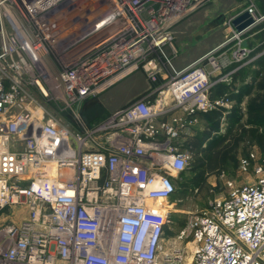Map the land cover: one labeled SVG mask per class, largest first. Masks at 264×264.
<instances>
[{"label":"built area","instance_id":"obj_1","mask_svg":"<svg viewBox=\"0 0 264 264\" xmlns=\"http://www.w3.org/2000/svg\"><path fill=\"white\" fill-rule=\"evenodd\" d=\"M213 1L0 0V264H264V153L185 227L166 207L202 114L232 109L235 75L264 55V0H240L230 35L175 65L173 29ZM139 70L145 93L82 123L76 105Z\"/></svg>","mask_w":264,"mask_h":264},{"label":"rangeland","instance_id":"obj_2","mask_svg":"<svg viewBox=\"0 0 264 264\" xmlns=\"http://www.w3.org/2000/svg\"><path fill=\"white\" fill-rule=\"evenodd\" d=\"M239 2L240 0L213 1L194 13L189 20L178 24L173 29V42L177 50L175 65L193 61L230 35L231 30L222 21L201 37H195L194 34L210 20L235 12L239 8ZM256 52L258 50L253 54ZM255 61L252 63L253 69L260 70L257 80L251 76L244 81L240 77L236 78L234 89H238V92L234 91L232 95L235 101L233 108L228 112L215 113L213 126L203 118L201 124L193 131V135L198 133L201 136L200 139L192 136L188 140L187 145L191 149L192 157L185 173L175 176L177 191L166 203L173 228L185 227L193 215L208 208L215 198L225 196L228 192L225 185L227 179L245 182L250 180V175L243 176L239 173L240 158L250 151L264 153V111L253 115L255 110H259L260 103L264 107V65H255ZM247 82L254 88L250 93L244 92L237 96L241 85ZM151 85L143 71H136L135 75L129 76L94 98V103L99 109L96 118L106 119L113 112L139 98ZM80 106L81 102L76 105L78 111ZM65 112H60V115L70 122ZM255 119H259V122L253 121ZM9 213L11 212L5 211L1 219ZM24 214L23 212L22 215ZM10 216L14 217L13 214ZM166 233L168 238L175 231L167 228Z\"/></svg>","mask_w":264,"mask_h":264},{"label":"trees","instance_id":"obj_3","mask_svg":"<svg viewBox=\"0 0 264 264\" xmlns=\"http://www.w3.org/2000/svg\"><path fill=\"white\" fill-rule=\"evenodd\" d=\"M264 9V7H263ZM258 39L261 41L264 39V32H261L258 36ZM252 44H255V42L253 41ZM262 47H264V45H262L261 47H259L258 49H261ZM258 64H260V66L264 65V55L261 56L260 58L257 59L256 61ZM260 73V70H254L252 65H248L246 67H243L241 70H239V72L235 75V79L236 78H241L243 81L246 80L248 78V76H251L252 79H255L257 80V77ZM246 78V79H245ZM251 80V79H250ZM249 80V81H250ZM248 81V80H247ZM158 83H154L153 86L157 85ZM254 88V86L250 83H246L244 85H241L240 89H239V94H237V96H240L241 93H250L251 90ZM225 92H231V87L228 86L226 83H219L215 86V90H214V95L215 96H219ZM98 97L97 96H92V97H87L85 98L82 102H81V106L79 107V114H80V117H81V120H82V123L86 126H92L96 123H99L101 121H103L104 119H97L96 117V114L98 113L97 110H99L96 105V103H94L95 99ZM238 108V107H237ZM264 107H262V103H260V106H259V110H255L253 112V115L256 113V114H259V113H262L264 111V109H262ZM215 113H219V111H214V112H210V113H206V114H202V118L205 119V121L213 126L215 125V118L213 117L215 115ZM65 114L68 116V118L73 122V124L75 125V127L77 128H80L81 126L79 125V123L77 122L74 114L71 112V111H66ZM111 115V114H110ZM212 116V117H211ZM95 117V118H94ZM97 119V120H96ZM255 121L256 123L259 122V119H255L253 120ZM193 137L197 138V139H200V135L197 134H194ZM201 142V140H200ZM199 144V142H197ZM249 153V152H248ZM246 153V154H248ZM186 169L183 170L180 175L182 176L184 173H185ZM173 181H174V184H175V192L173 193V195L176 193L177 191V185H176V178H173ZM172 195V197H173ZM171 197V198H172Z\"/></svg>","mask_w":264,"mask_h":264},{"label":"water","instance_id":"obj_4","mask_svg":"<svg viewBox=\"0 0 264 264\" xmlns=\"http://www.w3.org/2000/svg\"><path fill=\"white\" fill-rule=\"evenodd\" d=\"M223 19H224V17H222L220 15V16L216 17L214 20H212V21L204 24L194 34L195 37H201L204 34H206L207 32H209L210 30L214 29L221 21H223ZM252 22H253V19L249 15L248 12L242 13L240 16H238L237 18H235L234 21H233L234 26L237 29V31L243 30L244 28H246L247 26H249ZM243 44L246 45L247 44L246 41H244Z\"/></svg>","mask_w":264,"mask_h":264},{"label":"crops","instance_id":"obj_5","mask_svg":"<svg viewBox=\"0 0 264 264\" xmlns=\"http://www.w3.org/2000/svg\"><path fill=\"white\" fill-rule=\"evenodd\" d=\"M256 61H257V59H256ZM256 61H255V63H254L255 65L257 64ZM190 62H191V61H190ZM190 62H187V63H185V64H182V65H180L179 67H183L184 65H186V64H188V63H190ZM250 65H252V64H250ZM252 66H253V65H252ZM133 74L135 75V73H133ZM133 74H132V75H133ZM132 75H130V76H132ZM128 77H129V76H128ZM128 77H126V78H128ZM126 78L123 79V80H126ZM123 80H122V81H123ZM122 81H121V82H122ZM202 119H203V118L201 117V122H202ZM191 138H192V137H191ZM191 138H190V139H191Z\"/></svg>","mask_w":264,"mask_h":264},{"label":"flooded vegetation","instance_id":"obj_6","mask_svg":"<svg viewBox=\"0 0 264 264\" xmlns=\"http://www.w3.org/2000/svg\"><path fill=\"white\" fill-rule=\"evenodd\" d=\"M214 19H215V18H214ZM214 19H213V20H214ZM210 21H212V20H210ZM210 21H209V22H210Z\"/></svg>","mask_w":264,"mask_h":264}]
</instances>
